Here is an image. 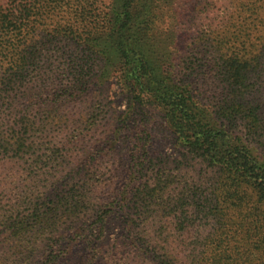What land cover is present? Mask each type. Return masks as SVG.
<instances>
[{"label": "rangeland", "instance_id": "1", "mask_svg": "<svg viewBox=\"0 0 264 264\" xmlns=\"http://www.w3.org/2000/svg\"><path fill=\"white\" fill-rule=\"evenodd\" d=\"M27 2V41L2 58L24 65L17 87L0 92V264L17 253L8 229L38 213L53 223L42 237L64 232L63 264H86L91 252L73 234L100 218L96 264H156V254L163 264H264V195L217 164L219 149L179 139L156 102L133 104L118 80L105 23L122 2ZM153 3L136 48L166 84L190 90L219 143L242 139L264 168V0ZM81 64L93 65L87 88L62 95ZM74 203L78 215L64 211Z\"/></svg>", "mask_w": 264, "mask_h": 264}, {"label": "trees", "instance_id": "2", "mask_svg": "<svg viewBox=\"0 0 264 264\" xmlns=\"http://www.w3.org/2000/svg\"><path fill=\"white\" fill-rule=\"evenodd\" d=\"M120 1L122 2L121 11L108 13L105 24L113 32L110 37L115 42L119 54L120 69L117 78L119 81L122 80L124 88L132 96V103L141 105L149 100L156 102L163 108L166 123L179 139H192L193 143H197L199 146L205 144L206 152H215L219 149L220 153L215 156L217 164L227 168L237 177L249 179L257 190L264 195V168L258 164L256 156L247 144L238 137L230 141V145L219 143L214 134V124L205 116V112L199 109L190 90L180 83L166 84V78L162 77L158 64H154L148 58L146 47L140 45L139 48H136L135 27L137 24L148 32L154 23L153 19L157 17L153 14L152 7H155L153 0ZM28 5L27 0H0L1 94L4 92L11 93L14 87H17V81L23 72L22 65L24 64H20L21 61H15L12 58L5 61L6 54L3 52L8 47L6 53L15 55L17 49L27 41V37L22 35V26L26 25L24 21H27L28 24L31 19V16L25 13L26 9L30 7ZM114 35H116L115 38ZM92 67V64L77 65L72 72L71 81L59 89L62 95L72 96L84 92L90 80ZM83 207L78 203L68 204L64 211H69L71 215H78V209H83ZM53 210L57 212L60 208ZM38 214L31 223L20 222L17 226L8 229L7 239L16 242L14 243L17 253L13 256L12 264H63L65 261L66 249L61 247L64 241L62 237L64 232L57 233L55 239L42 237L43 234H39V231L52 229L53 223L46 224L44 221H48L45 219L47 217L41 216V213ZM103 225L104 219L100 218L92 229H84L85 231L82 230L79 234H73L74 238L83 241L86 248L91 252L86 264H96L95 257L103 236ZM67 229L78 230L76 227H67ZM140 245L145 248L144 251L149 246L146 241H141ZM34 254L35 256H33ZM150 256L156 264H163L168 260L166 254ZM20 260L23 262L19 263ZM169 261L176 263L175 256L170 255Z\"/></svg>", "mask_w": 264, "mask_h": 264}]
</instances>
